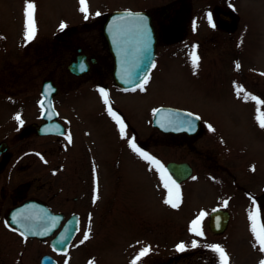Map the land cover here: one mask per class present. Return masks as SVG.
<instances>
[{
    "label": "flooded vegetation",
    "instance_id": "obj_1",
    "mask_svg": "<svg viewBox=\"0 0 264 264\" xmlns=\"http://www.w3.org/2000/svg\"><path fill=\"white\" fill-rule=\"evenodd\" d=\"M140 1V5L122 10L149 15L155 28L157 44L149 74L137 87L121 88L115 84L113 78V58L104 36V24L109 13L120 9L101 13L95 10L92 14L84 16L94 17L93 21H86L80 27L65 25L50 37H43L44 43L41 44L42 49L36 63L41 67V79L35 90V100L30 95L17 96V93H31L25 83L23 88L21 82L31 67L30 62H26L28 68L20 70L15 69L20 66L15 64L16 61L9 63L5 66L6 72L2 74L0 91L8 93L3 101L20 98H25L26 101L18 106H0V232L12 235L24 244L31 240L48 243L49 253L57 259L58 264L65 255L53 250L52 237L63 228L72 215H77L80 229L72 239L70 249L75 243L79 244L84 227L93 222L99 199L96 193L105 192L106 186V189L109 188V194L113 187L116 189L121 186V205L125 212L122 219H127L126 213L130 205L139 201L136 187L141 185L143 173H146V177L155 173L156 167L160 165V157L153 151L148 156L159 164L150 163L133 151V143L144 153L151 149L150 146L159 143L161 138L180 141L196 152L198 157L197 162L195 159L171 160L187 162L193 169L192 175L178 183L179 186H187L190 182L195 183L200 179L213 181L212 174L225 173L236 183L232 195L241 194L245 199L242 204L246 205V208L248 206L253 212L259 210L258 223L264 221V189L256 191L252 186V179L247 182L238 180L215 155L208 154L196 146L197 139L203 138L206 141L203 121L200 131L195 135L162 133L153 124L148 132L134 119V115L131 117L120 104L124 97L150 93L145 86L152 85L150 81L161 64L165 67L180 65L184 67L183 71L185 68L187 71L189 68L202 71L203 67L211 63L232 64L236 67L239 65L240 69V63L245 56L243 49L249 48L251 52L255 30L261 27L263 18L257 22L251 11L241 10V0ZM38 33L39 30L36 31L35 28V34ZM83 33L94 35L81 37ZM36 39L39 37L36 36L34 40ZM30 44L32 41L27 40L21 49H17L15 44L14 48L5 47L3 52L0 51V59H4L5 53H10L14 60L24 59L31 49ZM194 56L198 57L195 64ZM45 83L49 85L44 93L52 95L53 106L40 104ZM101 89L107 93V104L105 97L101 95ZM89 96L93 97L94 101L96 99L94 105L86 106L81 111H77V108L74 110V107L69 110L73 100ZM109 108L115 116L110 114ZM117 118L122 123H118ZM146 131L149 136L144 138ZM105 140L109 145L107 154H103L99 146L103 144L101 141ZM114 156L118 159L113 162L116 164L115 170H111L109 167ZM198 166H209L212 170L202 169L199 176ZM132 171L138 174L132 175ZM163 171L167 174L168 181L176 185L173 176L168 171ZM105 199V206L107 200L111 206L110 195H106ZM30 200L41 202L54 213L62 214L59 228L52 236L42 240L27 237L10 224V211ZM219 208L227 211L226 208ZM230 220L229 213L227 227L221 233L228 229ZM153 247L148 248L150 252ZM199 249L173 253L168 260L163 261L153 256L149 259L148 253L137 264H222L221 257L213 251V246ZM138 255L132 257L129 264H134ZM13 262L21 264V257Z\"/></svg>",
    "mask_w": 264,
    "mask_h": 264
},
{
    "label": "rangeland",
    "instance_id": "obj_2",
    "mask_svg": "<svg viewBox=\"0 0 264 264\" xmlns=\"http://www.w3.org/2000/svg\"><path fill=\"white\" fill-rule=\"evenodd\" d=\"M29 2L37 9L34 22L36 31L39 30L40 33L31 39V49L26 58L18 59L16 55L17 59L14 60L10 53H5L4 59H0V82L7 69L5 66L9 63L16 61L15 64L20 66L15 69L20 70L28 68L26 62H30L31 67L21 82L23 88L25 83L31 93H17V96L30 95L35 100V90L41 79V67L36 63L42 49L41 44L44 43L43 37H50L61 25L80 27L84 22L93 21L95 18H84L86 14L81 11L80 0H0L1 52L8 47L14 48L13 44L21 49L27 41L24 38L25 12ZM141 3L140 0H85V7L87 14H92L95 10L98 13L110 9L122 10ZM240 9L251 11L257 22L263 18L261 27L255 30L251 52L249 48L243 49L245 56L240 63V69L232 64L211 63L203 67L202 71L193 68L188 71L185 68L183 71L184 67L180 65L165 67L161 64L150 81L152 85L145 86L150 93L124 97L120 104L148 132L158 105L185 107L194 111L202 118L206 128V141L203 138L197 139L196 146L215 155L238 180L247 182L252 179V186L260 191L264 189V127L260 123L264 114V0H241ZM85 35L94 34L83 33L81 37ZM36 36L39 39L34 40ZM5 80L7 81V75ZM238 89L243 91L238 94ZM5 94L8 95L0 91V106H18L26 101L25 98H20L7 99L4 102L3 98H7ZM95 101L90 96L80 97L79 100L71 102L69 110L74 107V110L77 108V111H81L86 106L94 105ZM147 131L144 138L149 136ZM160 140L155 146H150L149 151L144 152L147 155L157 152L160 165L150 177L143 173V181L136 187L139 201L130 205L126 213L127 219H122L125 212L121 205V186L116 189L113 187L109 194V188L106 189L105 186V192L96 193L99 199L92 224L84 227L80 243L73 245L70 253L62 257L60 264H129L132 257L151 246L154 247L148 258L153 256L163 261L168 260L173 253H180L177 250L180 244L185 246L181 253L198 251L199 247L201 250L208 246H219L227 254L229 264H262L264 251H261L251 231L250 213L253 210L242 204L245 199L241 194L232 195L236 183L225 173H215L210 174L213 181L200 179L187 186L175 185L168 181L167 174L162 170L164 165L178 159H195L197 162L198 154L180 141L165 138ZM101 142L103 144L99 146L103 154H107L108 141ZM116 159L118 158L114 156L111 163H115ZM112 164L109 169L115 170L116 164ZM198 167V174L202 169L212 170L209 166ZM143 169L145 170L144 167ZM136 174V171H132V175ZM106 195L111 197V206L108 200L105 206ZM172 203L177 204V207H172ZM219 207L226 208L231 220L224 233L214 234L208 227V219L210 213ZM197 221L199 223L196 230L202 232V235H196L193 230V224ZM194 242L196 247H193ZM49 252L48 243L31 240L24 244L12 235L0 232V264H17L13 261L19 257L21 264L23 259L26 264H40L41 255Z\"/></svg>",
    "mask_w": 264,
    "mask_h": 264
},
{
    "label": "water",
    "instance_id": "obj_3",
    "mask_svg": "<svg viewBox=\"0 0 264 264\" xmlns=\"http://www.w3.org/2000/svg\"><path fill=\"white\" fill-rule=\"evenodd\" d=\"M104 33L114 57L115 82L123 87L138 85L147 75L154 58L156 34L151 19L141 13L116 11L107 17ZM154 123L165 133L190 135L198 133L200 129L199 116L171 107L158 108ZM167 169L177 181L188 178L192 173L188 163L170 162ZM221 214H225V217L219 224L216 218ZM61 218V215L52 213L46 206L35 201L25 202L9 214V221L25 235L39 238L52 234L59 226ZM226 222V213L215 212L212 214L211 228L221 232L225 229ZM77 230V219L73 216L52 240V245L63 253L67 252L68 245ZM42 264H56V262L45 256Z\"/></svg>",
    "mask_w": 264,
    "mask_h": 264
},
{
    "label": "snow or ice",
    "instance_id": "obj_4",
    "mask_svg": "<svg viewBox=\"0 0 264 264\" xmlns=\"http://www.w3.org/2000/svg\"><path fill=\"white\" fill-rule=\"evenodd\" d=\"M81 2V11L85 12V14L87 15V10L85 7V0H80ZM34 13H35V5L32 3H27L26 4V39L27 40H31L32 38H34L35 36V22H34ZM64 25H61V28H63ZM194 60V64L198 62V57H193ZM237 68H239V65H237ZM146 82V81H145ZM240 91H243L242 89H238V94ZM101 95L103 97H105V103L107 104V93L104 92L103 89L100 90ZM259 103V101H257ZM108 111L110 112V114L114 115V113H112L111 108L108 109ZM191 115V114H189ZM17 119H19V117H17ZM117 122L118 123H122L121 121H119V119L117 118ZM261 123V127H264V114H262V119L260 121ZM70 139V138H69ZM133 151L137 152L141 157L147 159L150 163H155V164H159L158 161H153L151 157H149L146 153L141 152L135 145V143H133L131 145ZM161 168L163 167L162 165L160 166ZM166 203H171V201H166ZM172 207H177V204L172 203L171 204ZM203 215V214H201ZM258 216H259V210L257 209L255 212L250 213V220L252 222V228L251 231L253 233V236L255 238V240L257 241L258 246L260 247L261 251H264V221H260L258 223ZM199 221L194 222L193 224V230L195 231L196 235H202V232L196 230L197 225H198ZM87 235L85 236V239H87ZM197 245L195 244V242L193 243V247H196ZM178 251H183L185 250V246L183 244L178 245ZM213 251L219 253L221 260H222V264H229L228 262V256L227 254L224 252V250L222 248H220L219 246H213ZM150 252V249L145 248L141 253H139V255L136 258V261H134V264H137V262L145 255H147ZM262 264H264V262H262Z\"/></svg>",
    "mask_w": 264,
    "mask_h": 264
}]
</instances>
